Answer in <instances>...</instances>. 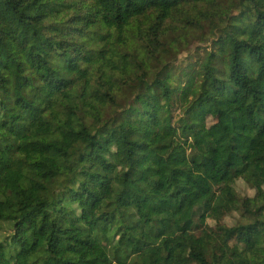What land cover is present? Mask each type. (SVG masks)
Segmentation results:
<instances>
[{"label": "trees", "instance_id": "obj_1", "mask_svg": "<svg viewBox=\"0 0 264 264\" xmlns=\"http://www.w3.org/2000/svg\"><path fill=\"white\" fill-rule=\"evenodd\" d=\"M0 264H264V0H0Z\"/></svg>", "mask_w": 264, "mask_h": 264}, {"label": "rangeland", "instance_id": "obj_2", "mask_svg": "<svg viewBox=\"0 0 264 264\" xmlns=\"http://www.w3.org/2000/svg\"><path fill=\"white\" fill-rule=\"evenodd\" d=\"M194 50V49H193ZM169 185H167V188H165V190H168ZM201 198V193L200 192H196L193 196H192V201L194 204H197L199 202ZM174 244L175 245H179V241L177 239L174 240Z\"/></svg>", "mask_w": 264, "mask_h": 264}]
</instances>
